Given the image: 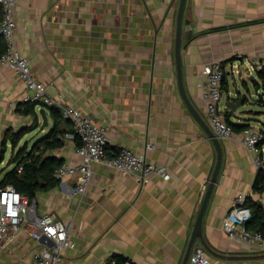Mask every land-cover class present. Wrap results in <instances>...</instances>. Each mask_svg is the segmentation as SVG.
Returning a JSON list of instances; mask_svg holds the SVG:
<instances>
[{"label": "crops", "instance_id": "crops-1", "mask_svg": "<svg viewBox=\"0 0 264 264\" xmlns=\"http://www.w3.org/2000/svg\"><path fill=\"white\" fill-rule=\"evenodd\" d=\"M178 1L17 2L14 43L28 60L31 76L46 85L50 96L106 127L108 152L132 148L166 166L169 174L168 179L155 177L140 185L132 174L94 164L85 193H72L77 175L38 192L36 213L64 223L75 243L63 251L62 264H115L114 254L136 264H181L184 259L217 154L178 88ZM183 19L180 59L188 101L210 127L203 66L219 62L225 76L222 102L247 94L235 112L222 106L224 113L234 124L264 131L262 75L255 68L264 58V0H186ZM26 94L13 67L0 62V137L31 124L30 115L16 110ZM41 107L49 124L35 129L34 140L53 124L48 107L39 104L35 111L40 125ZM60 127L64 144L47 154L78 164L72 124L62 122ZM242 131L230 139L216 136L222 159L202 216V241L195 239L186 264L196 246L204 248L209 264H264V249L232 241L221 231L222 218L239 193H248L264 210V192L253 189L258 171L264 170V142L261 165L256 166L253 154L240 144ZM30 226L23 224L0 244V264H38L34 255L43 239L35 241Z\"/></svg>", "mask_w": 264, "mask_h": 264}, {"label": "built area", "instance_id": "built-area-1", "mask_svg": "<svg viewBox=\"0 0 264 264\" xmlns=\"http://www.w3.org/2000/svg\"><path fill=\"white\" fill-rule=\"evenodd\" d=\"M17 2L18 0H0V38L5 43V51L0 55V62L11 65L25 83L27 94L23 101H36L46 107H57L62 116L71 122L74 134L78 138V144H75L74 150L81 157V161L74 165L62 162L55 170V176L61 179L65 176L77 175L72 189L74 195L86 192L94 164H102L121 173L132 174L140 185L155 177L168 179L166 166L148 161L145 154L138 153L132 148L121 147L115 153L108 152L106 127L95 124L78 108L65 105L59 99L50 96L46 85L31 76L28 60L16 49L14 43V13ZM255 68L262 75L261 91L264 93V58L256 61ZM203 73L205 83L202 95L206 103L210 128L217 137L230 139L235 131L225 119L222 109L224 69L219 62L212 61L204 64ZM263 140L264 131L252 126L243 129L240 136V144L253 154L256 166L261 165L259 147ZM147 148L152 149L153 146L148 145ZM248 196V193H239L235 197L232 207L222 218L221 231L232 241L264 249V236L246 226L251 216L250 208L246 206ZM35 201L34 199L30 202L13 185L9 184L0 188V244L14 237L23 224L30 223L31 237L35 241L43 239L34 255L37 263L62 264L63 251L74 248L75 243L69 238L68 227L64 223L55 220L48 213L41 215L36 213ZM124 264L136 263L127 259ZM188 264H209V258L203 247L196 246L189 257Z\"/></svg>", "mask_w": 264, "mask_h": 264}, {"label": "trees", "instance_id": "trees-1", "mask_svg": "<svg viewBox=\"0 0 264 264\" xmlns=\"http://www.w3.org/2000/svg\"><path fill=\"white\" fill-rule=\"evenodd\" d=\"M0 41L3 43L1 44V55L5 51V43L2 39ZM224 77L222 79V86ZM39 104L40 103L36 101H23L22 103L17 104V112L23 115H30L32 117V122L28 127H21L17 131H5V141L1 142L0 164L5 161L4 154L7 142L11 144V149L14 150L24 135L32 132L40 126L39 118L35 111ZM48 109L50 116L53 119V124L49 131L40 138L35 139L30 146H28L27 143H24L14 151V153H12V151L6 162L7 166L12 164V167L5 171L0 169V188L9 184L13 185L15 189L22 195H25L30 202L36 198L38 192L52 188L58 184L60 180L55 176V170L60 166L62 161L52 155H48L47 153L63 146L65 131L60 127V124L62 122L70 121L62 116L61 111L57 107L49 106ZM225 119L233 127L234 131H241L247 127L245 125L232 123L229 120V115L226 111ZM71 132L73 131L71 130ZM74 140L78 143L76 136H74ZM18 169H20V171H18ZM253 189L261 193L264 192L263 169L258 171L253 184ZM246 203L251 211V217L246 223L247 228L259 232L264 236V210L261 203L250 199L249 196L247 197ZM112 258L115 260V264H124V261L126 260L125 257L119 254L112 255Z\"/></svg>", "mask_w": 264, "mask_h": 264}, {"label": "water", "instance_id": "water-1", "mask_svg": "<svg viewBox=\"0 0 264 264\" xmlns=\"http://www.w3.org/2000/svg\"><path fill=\"white\" fill-rule=\"evenodd\" d=\"M185 3L186 0H179L178 1V7L176 11V17H175V46H174V55H175V65H176V73H177V81H178V88L181 93V96L186 104V106L189 108L191 113L194 115V117L198 120V122L201 124L207 135L212 139L215 148H216V154H217V159H216V164L214 167V170L212 172L209 184L207 186V189L205 191V195L203 197L201 206L199 208V212L189 239L188 247L184 256V259L181 264H186L188 255L190 253V249L195 241L196 238H199L202 241V232H201V222H202V216L204 213V209L206 207V204L209 199V195L211 193L212 187L216 181V177L218 174V170L220 167L221 159H222V152L220 148L219 141L216 137V135L213 133L211 128L207 125V123L200 117V115L196 112L194 107L191 105V103L188 101L184 86H183V80H182V69H181V59H180V52L182 48V34L184 27H186V21L183 19V14H184V8H185ZM191 25L189 24V27ZM246 93L236 97V100H230L226 99L224 102H222V106H224L228 112L232 111L235 112L238 108L242 106L244 103V100L246 99ZM39 114L41 116V128H45L48 126V117L46 114V109L44 107H41L39 109Z\"/></svg>", "mask_w": 264, "mask_h": 264}, {"label": "rangeland", "instance_id": "rangeland-1", "mask_svg": "<svg viewBox=\"0 0 264 264\" xmlns=\"http://www.w3.org/2000/svg\"><path fill=\"white\" fill-rule=\"evenodd\" d=\"M28 126L29 125L24 126V127H28ZM19 129H17V130H19ZM9 130H12V129H9ZM38 131H39V129L35 130L34 133L30 132V133H27L26 135H24V137L19 141L18 146L14 150L11 149V144L9 142H7V145H5L6 151H5V154H4L5 155V161L0 164V169H2V171H5V170L9 169L10 167H12V164L8 165V166L6 165L7 159L10 156L11 152L13 151L12 153H14V151H16L24 143H27L28 146H30L32 141L34 140L35 133L38 132ZM3 141H5L4 134H2L1 137H0V150H1V146H2L1 142H3Z\"/></svg>", "mask_w": 264, "mask_h": 264}]
</instances>
